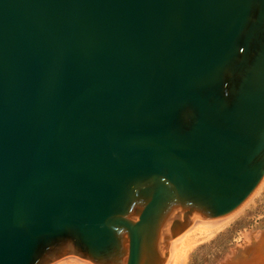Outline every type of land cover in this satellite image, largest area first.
<instances>
[{"label": "water", "instance_id": "95a60500", "mask_svg": "<svg viewBox=\"0 0 264 264\" xmlns=\"http://www.w3.org/2000/svg\"><path fill=\"white\" fill-rule=\"evenodd\" d=\"M263 177L264 0H0V264H170Z\"/></svg>", "mask_w": 264, "mask_h": 264}, {"label": "rangeland", "instance_id": "374dc122", "mask_svg": "<svg viewBox=\"0 0 264 264\" xmlns=\"http://www.w3.org/2000/svg\"><path fill=\"white\" fill-rule=\"evenodd\" d=\"M263 227L264 184L243 209L224 224L222 229L209 236L199 234L201 238L187 250L184 264H221L224 258L231 256V248L243 239L247 229Z\"/></svg>", "mask_w": 264, "mask_h": 264}, {"label": "bare ground", "instance_id": "6f19581e", "mask_svg": "<svg viewBox=\"0 0 264 264\" xmlns=\"http://www.w3.org/2000/svg\"><path fill=\"white\" fill-rule=\"evenodd\" d=\"M263 184H264V177L261 180L260 184L258 185L256 191L251 195V197L235 213H233L232 215H230L220 223L216 224L215 226H202V227H195L190 229L185 235L182 242L178 245L177 249L175 250L170 264H184L185 259L187 257L186 256L187 250L190 249L194 244L199 242L201 238L200 236L201 235L209 236L214 232L222 229L224 224L229 222V220H231L232 217L236 216L243 209V207L252 199V197L258 192V190L262 187ZM199 234L201 235L199 236ZM53 264H89V263L76 257H67L60 259Z\"/></svg>", "mask_w": 264, "mask_h": 264}]
</instances>
